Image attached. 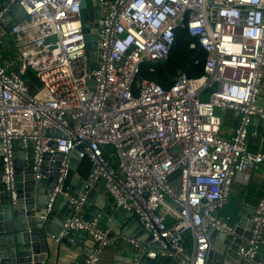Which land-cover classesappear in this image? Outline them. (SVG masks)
Here are the masks:
<instances>
[{
	"label": "built area",
	"instance_id": "2783aa9c",
	"mask_svg": "<svg viewBox=\"0 0 264 264\" xmlns=\"http://www.w3.org/2000/svg\"><path fill=\"white\" fill-rule=\"evenodd\" d=\"M82 1L7 0L0 12V24L17 2L26 12L7 33L17 41V57L0 59V193L15 200L16 159L23 150L34 180L44 176L45 166L51 171L60 154L51 210L58 193L70 196L71 152L82 145L91 171L81 198L71 197L75 215L57 241L71 230L85 232L92 240L85 264H99L117 243L131 248L133 264L147 249L150 258L206 264L210 228L229 233L236 225L218 214L230 201L234 179L264 164V152L249 150L247 130L251 115L264 119L258 102L264 91V0H92L90 8L100 9L92 66ZM182 29L193 38L192 48L207 52L204 75L181 72L169 89L141 76L143 65L153 71L169 59ZM5 42L0 33V46ZM28 70L31 88L21 77ZM228 110L243 118L224 136ZM50 128L56 132L48 134ZM99 180L117 207L138 217L151 241L110 237L97 218H85L83 203ZM252 221L251 237L239 249L249 259L264 245V194Z\"/></svg>",
	"mask_w": 264,
	"mask_h": 264
},
{
	"label": "water",
	"instance_id": "95a60500",
	"mask_svg": "<svg viewBox=\"0 0 264 264\" xmlns=\"http://www.w3.org/2000/svg\"><path fill=\"white\" fill-rule=\"evenodd\" d=\"M7 0H0V12L5 8ZM82 22L83 31L85 33L86 47L90 56L91 66L97 60V29L100 17L99 8H90L91 4L86 0L82 1ZM26 16L25 10L17 2L13 8L3 15V21L0 24V33L5 36L6 43L11 46V37L8 31L21 19ZM1 59V58H0ZM19 72V71H17ZM31 70L27 74L21 75L24 82L31 88L32 83L30 76ZM92 84V82H91ZM264 100V97L262 98ZM264 107V105H263ZM243 118V113L239 112V124ZM264 127V119L258 115H251L247 130L249 133H255L256 124ZM48 134L56 132L55 129H48ZM58 132V131H57ZM59 134H62L60 131ZM16 146H21V140L15 141ZM56 146L55 142H52ZM84 146L78 145L71 152L72 170L77 172L80 161L84 156ZM1 144H0V155ZM50 155L45 156V164ZM51 162V171L45 166L44 176L34 180L32 177L33 169L27 166L25 161V150L17 155L16 159V181L18 188L16 190V198L12 199L7 192L0 193V264H45L51 250L49 238L56 239L67 218L75 215V205L73 199H80L86 182L83 183L81 192L73 193L69 189L67 192L70 196L60 192L56 195L51 210H48L50 195L57 184L58 168L60 166L61 155L57 154ZM23 172L26 174L23 175ZM84 181V180H83ZM104 186V181L99 180L92 188H90L87 198L83 203V208H91L87 210L86 219L92 220L97 218L102 228L110 226L109 236L126 235L129 237L141 238L146 242L152 240V235L146 231L140 223L137 216L133 212L126 210L122 206L111 208L107 205V200L101 198L100 201L90 203L92 199L98 198L97 190L99 185ZM105 200V201H104ZM105 202L103 206L101 203ZM93 204V205H92ZM65 205V207H64ZM248 209H242L239 220L236 222L234 230L226 233L216 228H210L208 232L209 247L206 258V264H264V257L257 253L253 259L246 258L239 254V249L245 245L246 241L251 237V229L253 226L252 217L255 210L250 216ZM249 215V216H247ZM123 221L125 224L121 226V232H117L116 225ZM247 228V230H245ZM127 230H136V233ZM80 238L88 244H92V240L85 232L71 230L66 236L60 239L61 242L76 248L77 243L82 241L76 240ZM76 244H75V243ZM159 243L154 244V249L162 251ZM115 251L111 264H133L134 256L132 251L127 254L119 253V246L109 247ZM141 255L137 264H168L171 261L170 256L158 254L155 258L146 256L147 251ZM168 254H173L174 250L168 248L165 250ZM86 253L83 254L79 264H85Z\"/></svg>",
	"mask_w": 264,
	"mask_h": 264
},
{
	"label": "crops",
	"instance_id": "0c3cea01",
	"mask_svg": "<svg viewBox=\"0 0 264 264\" xmlns=\"http://www.w3.org/2000/svg\"><path fill=\"white\" fill-rule=\"evenodd\" d=\"M29 34H22V40H27ZM11 46L6 42L3 46H0V58L1 60H7L9 57L13 56L16 52L17 41H10ZM19 43V42H18ZM264 91L261 92L258 98L260 105H264ZM239 111L238 110H228L224 115V120L222 124V134L224 136H229L235 127L239 125ZM255 133H250L248 138V148L251 151H261L264 152V127L260 126L258 123L255 125ZM108 152H112V148H107ZM114 161V158L111 157ZM91 162L86 153L82 160L79 163L77 172L72 170L71 175L67 181V189L73 193L81 192L83 189V183L86 182V179L91 171ZM84 180V181H83ZM99 189L97 190L98 198H94L90 203L94 201H100L101 198L107 200V205L114 208L117 207L112 199L106 194L104 186L98 185ZM264 194V164H259L256 166L248 167L239 177L235 178L232 185L231 198L229 203L219 211L220 216H229L233 222H237L240 218L242 209H248V214L251 216L252 212L255 210L259 200ZM104 200V201H105ZM105 202L101 203L103 206ZM93 205V204H92ZM65 207V205H64ZM91 208H83V215L87 214V210ZM247 215V216H249ZM116 225L117 232H121V226H124V222L120 221ZM109 228L110 226H106ZM247 230V228H245ZM130 232L136 233V230H127ZM76 240L82 241V243H75L77 246L75 249L72 246L57 241L56 239L49 238L51 245V250L48 256V261L45 264H79L80 260L83 257V254L87 252V248L90 244L84 242L80 238L76 237ZM115 246H119L120 254H127L128 251H131V248L124 243H117ZM260 255L264 257V245H262L258 251ZM115 254L114 250L110 248L106 249L100 258L99 264H111L113 260V255ZM125 262L122 261V264ZM175 259H172L169 264H175Z\"/></svg>",
	"mask_w": 264,
	"mask_h": 264
},
{
	"label": "trees",
	"instance_id": "16d2710c",
	"mask_svg": "<svg viewBox=\"0 0 264 264\" xmlns=\"http://www.w3.org/2000/svg\"><path fill=\"white\" fill-rule=\"evenodd\" d=\"M192 41L186 30H179L169 59L157 64L153 71L148 69L147 64L143 65L141 76L156 81L166 89L173 86L181 72H186L190 78L203 76L207 52L201 47L192 48Z\"/></svg>",
	"mask_w": 264,
	"mask_h": 264
},
{
	"label": "rangeland",
	"instance_id": "374dc122",
	"mask_svg": "<svg viewBox=\"0 0 264 264\" xmlns=\"http://www.w3.org/2000/svg\"><path fill=\"white\" fill-rule=\"evenodd\" d=\"M88 3H90V4H91V6L93 5V2H92V0H88ZM17 55H18V54H17V52H15L13 56H14V57H17Z\"/></svg>",
	"mask_w": 264,
	"mask_h": 264
}]
</instances>
